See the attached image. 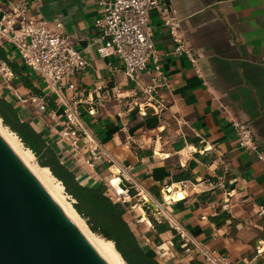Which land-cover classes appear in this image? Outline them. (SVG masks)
Here are the masks:
<instances>
[{
	"label": "crops",
	"instance_id": "obj_1",
	"mask_svg": "<svg viewBox=\"0 0 264 264\" xmlns=\"http://www.w3.org/2000/svg\"><path fill=\"white\" fill-rule=\"evenodd\" d=\"M168 1L198 61L173 53V36L153 14L167 82L146 96L117 57L103 58L90 47L98 34L95 0H0V19L22 2L35 17L62 20L75 48L87 57L89 66L77 83L92 103L83 104L81 113L109 154L97 163L62 136L65 120L56 95L43 113L26 101L43 95L44 85L5 42H0V64L7 62L19 78L7 81L0 72V97L82 184H110L123 202L139 196L143 213L136 229L131 227L137 237H146L145 245L139 242L162 264H210L196 244L234 264H264V159L259 157L264 153V0ZM153 67L151 61L140 73L142 85L152 84ZM162 102L166 107L160 110ZM235 121L251 125L256 150L240 146ZM115 175L120 194L110 183ZM174 223L191 252L183 248ZM157 248L166 250L163 260Z\"/></svg>",
	"mask_w": 264,
	"mask_h": 264
},
{
	"label": "built area",
	"instance_id": "obj_2",
	"mask_svg": "<svg viewBox=\"0 0 264 264\" xmlns=\"http://www.w3.org/2000/svg\"><path fill=\"white\" fill-rule=\"evenodd\" d=\"M95 1L99 16L94 26L98 34L93 38L90 47L103 58L117 57L125 73L136 82L146 96H151L158 86L167 82L161 65V53L155 45L153 14L159 15L162 24L173 36L175 42L173 53L187 54L192 62L197 64L195 53L182 31V20L168 0ZM0 42L11 44L25 67L36 73L44 85L43 95H34L26 101L36 103L39 113H43L49 109L50 97L56 95V102L65 120L62 136L71 141L76 147V152L89 153L91 164L97 163L103 156H109L83 120L81 107L83 104H91L92 100L84 98V91L78 86L77 78L89 66V61L75 48L65 31L64 22L62 20L50 22L35 17L24 3L19 2L0 19ZM151 61L154 64L151 69V72H154L152 84L142 85L140 73L148 68ZM0 72L7 81L19 78L18 73L5 61H1ZM119 92V89H114L116 97L119 96ZM165 107V103L159 104L160 110ZM90 112L95 111L90 109ZM234 126L240 146L256 150L258 147L251 125L244 121H235ZM80 141L83 142V147L80 146ZM259 157L264 159V153H260ZM119 172L121 177H126L125 171ZM261 214H264V207ZM173 226L185 240L183 248L191 252L186 234L176 223ZM195 248L210 264H234L227 256L216 251L198 244ZM162 251L163 255L166 250Z\"/></svg>",
	"mask_w": 264,
	"mask_h": 264
},
{
	"label": "water",
	"instance_id": "obj_3",
	"mask_svg": "<svg viewBox=\"0 0 264 264\" xmlns=\"http://www.w3.org/2000/svg\"><path fill=\"white\" fill-rule=\"evenodd\" d=\"M0 264H108L1 133Z\"/></svg>",
	"mask_w": 264,
	"mask_h": 264
},
{
	"label": "trees",
	"instance_id": "obj_4",
	"mask_svg": "<svg viewBox=\"0 0 264 264\" xmlns=\"http://www.w3.org/2000/svg\"><path fill=\"white\" fill-rule=\"evenodd\" d=\"M0 117L20 137L24 145L39 157L40 165L49 167L54 176L64 184L66 191L78 200V211L84 214L83 206L103 220V231H110L107 236L116 243L115 246L125 261L129 264H162L139 242L118 203L108 194L106 185L82 184L75 173L61 163L56 153L48 147L31 124L22 121L14 106L1 97Z\"/></svg>",
	"mask_w": 264,
	"mask_h": 264
},
{
	"label": "bare ground",
	"instance_id": "obj_5",
	"mask_svg": "<svg viewBox=\"0 0 264 264\" xmlns=\"http://www.w3.org/2000/svg\"><path fill=\"white\" fill-rule=\"evenodd\" d=\"M0 133L20 156V158L27 164L32 172L38 177L45 188L53 196V198L61 205L66 214L74 221L80 228L82 233L86 235L90 243L94 246L97 252L107 261L108 264H125V259L117 250L115 243L107 238L101 237L92 232L85 220L80 216L73 205L68 202L64 184L54 176L49 167H44L36 161L34 152L26 147L16 133L4 126L0 118ZM116 169V168H115ZM119 170V169H118ZM117 172V171H116ZM119 175L112 177L111 185L115 188L116 193H122L119 186ZM112 187V186H111ZM124 197V196H123ZM144 220L146 216H143ZM161 249V248H160ZM166 253H164L165 255Z\"/></svg>",
	"mask_w": 264,
	"mask_h": 264
},
{
	"label": "rangeland",
	"instance_id": "obj_6",
	"mask_svg": "<svg viewBox=\"0 0 264 264\" xmlns=\"http://www.w3.org/2000/svg\"><path fill=\"white\" fill-rule=\"evenodd\" d=\"M1 119H2L3 125L4 126H7L4 123L3 118H1ZM7 127H9V126H7ZM35 157H36V161L40 164L39 157L36 154H35ZM108 182H109V179H108ZM65 192H66V196H67L68 202H70L73 205V207L77 210V212L80 214V216L85 220L88 228L92 232H94L95 234H97V235H99L101 237H104V238L109 239V237L107 236V234L110 235V231L109 230L103 231V227H104L103 226V224H104L103 223V220L99 219V217H96V215L94 213H91V211L89 209H87V208H85L83 206H82V208L85 210V212H84V214L80 213L78 211V209L76 208V205L78 204V200L73 195H71L70 193H68L66 191V189H65ZM107 192L118 203L120 209L122 210L125 218L130 223V225L133 228L136 229L137 225L139 224V221L141 220V214L143 213V210H142V208L140 206L141 205V201H139V196L133 197V199L128 200L126 202H123L120 199H118V196H116V194L113 191V189L111 188L110 184L107 185ZM145 211H146L148 217L153 215L151 211H149V210H145ZM138 239H139L140 242L143 243V245H145V242L144 241H146V237H144L141 234V235L138 236ZM115 245H116V243H115ZM157 251L158 252H156V253L158 254V256L161 259L162 258L163 251L160 250V249H158V248H157ZM163 259L164 258H162V260ZM125 264H129V263L126 261Z\"/></svg>",
	"mask_w": 264,
	"mask_h": 264
}]
</instances>
